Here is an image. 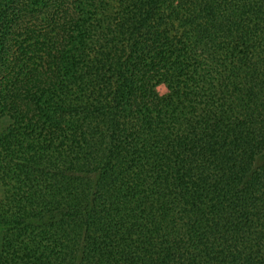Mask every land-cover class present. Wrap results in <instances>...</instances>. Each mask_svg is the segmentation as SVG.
<instances>
[{
    "label": "trees",
    "instance_id": "16d2710c",
    "mask_svg": "<svg viewBox=\"0 0 264 264\" xmlns=\"http://www.w3.org/2000/svg\"><path fill=\"white\" fill-rule=\"evenodd\" d=\"M0 264H264V0H0Z\"/></svg>",
    "mask_w": 264,
    "mask_h": 264
},
{
    "label": "rangeland",
    "instance_id": "374dc122",
    "mask_svg": "<svg viewBox=\"0 0 264 264\" xmlns=\"http://www.w3.org/2000/svg\"><path fill=\"white\" fill-rule=\"evenodd\" d=\"M2 129V125H0V130Z\"/></svg>",
    "mask_w": 264,
    "mask_h": 264
}]
</instances>
